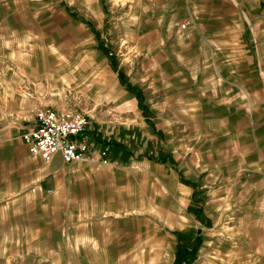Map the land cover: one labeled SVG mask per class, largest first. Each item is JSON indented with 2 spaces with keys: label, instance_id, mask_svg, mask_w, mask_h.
<instances>
[{
  "label": "rangeland",
  "instance_id": "obj_1",
  "mask_svg": "<svg viewBox=\"0 0 264 264\" xmlns=\"http://www.w3.org/2000/svg\"><path fill=\"white\" fill-rule=\"evenodd\" d=\"M236 1L0 0V196L21 182L0 264H174L197 238L189 264H264V76L219 31ZM44 108L91 121L54 194L8 152Z\"/></svg>",
  "mask_w": 264,
  "mask_h": 264
},
{
  "label": "crops",
  "instance_id": "obj_2",
  "mask_svg": "<svg viewBox=\"0 0 264 264\" xmlns=\"http://www.w3.org/2000/svg\"><path fill=\"white\" fill-rule=\"evenodd\" d=\"M223 1L225 2L227 0H223ZM254 2H255L254 8H253L254 10L251 12L248 9L246 10V6H245L244 2H242L240 4L239 1L237 0L234 5H236V6L241 5V7H239L238 10L243 11V13H242L243 18H241V17L231 18L232 13H230V12L229 13L228 12L223 13L221 18L219 19L220 20L219 24L221 25V30H219V31H221L222 35H224V36L227 35L229 38H232L233 35L238 36L234 40L238 43H241L240 48L238 50L243 51V48L246 49L245 45L247 42L250 41L249 39H251L250 42L253 44V50H252L253 58L256 59V64L253 65L252 69H254V73L256 74L257 66H258L260 71H261L260 72L261 75L264 76V0H254ZM212 14H214V13H212ZM218 15H220V14H218ZM235 25H239V28L235 29L234 28ZM232 32L233 33L236 32V34H233ZM250 51L251 50L249 48L246 50V52H250ZM261 84H263V83H261ZM260 89H262V93L264 95V86H261ZM17 117L21 118V114H19ZM32 123H34V121H31V123L27 127H29ZM27 127H25V128H27ZM89 130H91V128ZM20 139H21L22 143L19 142V145H16V146L14 145V146H11V148H8V152L13 155L12 160H14L15 162H18L21 165L22 164V160H21V154L22 153L23 154L25 153L27 160H28V157L33 161H40L41 160L44 163L43 164L44 169H41V171H43L45 173V175L42 176L41 180H39V183L41 182V184H40L41 187L45 186L47 184L48 179L50 177L52 178V182H50L49 184L53 188L48 190L49 194H54L56 192L60 193L59 187L61 184H60V179H58L57 177H61L62 184L63 185L66 184V186H67V179L69 177H74V176L80 177V171H78L79 173L74 175L69 170H67V168H68L67 165H70L71 163H66L63 160V158L61 157V155L55 156L53 158V160L48 162V163L43 161L40 158L32 157L29 153L27 145L24 143V141L21 138V135H20ZM4 153L7 154L6 148H4V146L0 147V163H1L0 164V173H1L0 178L3 176L11 177L9 175V172H13L12 167L14 166V163L9 164L11 157H9V156L5 157ZM27 154H28V157H27ZM58 158L60 159L61 163L58 167L53 168L54 162ZM28 170H29L28 177L25 178L26 184L27 185L28 184L33 185V183L37 184L36 181H37L38 176H39L38 169L35 167H32V166H29ZM18 172H21V171H18ZM18 185L20 187L21 182H18L17 185L12 186L11 189L9 190V193H6V194L3 193V195L0 196V201L1 200L4 201L6 199V197L13 196L14 194L19 195L18 192L20 191V189H16V188H18Z\"/></svg>",
  "mask_w": 264,
  "mask_h": 264
},
{
  "label": "built area",
  "instance_id": "obj_3",
  "mask_svg": "<svg viewBox=\"0 0 264 264\" xmlns=\"http://www.w3.org/2000/svg\"><path fill=\"white\" fill-rule=\"evenodd\" d=\"M186 28L188 23L181 24ZM91 128L86 113L70 108H44L36 113V119L25 128L21 138L32 157L50 162L61 155L66 163L86 159L88 143L85 136Z\"/></svg>",
  "mask_w": 264,
  "mask_h": 264
},
{
  "label": "trees",
  "instance_id": "obj_4",
  "mask_svg": "<svg viewBox=\"0 0 264 264\" xmlns=\"http://www.w3.org/2000/svg\"><path fill=\"white\" fill-rule=\"evenodd\" d=\"M122 77V74L120 75ZM123 78V77H122ZM128 88L130 90L131 87L128 86ZM137 96L138 98L141 99V93L138 91L137 92ZM101 141V140H100ZM106 144H109V141L105 142ZM199 244H200V238L196 239L194 241V243L192 244L191 247H183V246H180L179 250H178V254H177V257H176V260H175V263L174 264H189L190 261L192 259H194V257L196 256V253H197V250H198V247H199Z\"/></svg>",
  "mask_w": 264,
  "mask_h": 264
}]
</instances>
